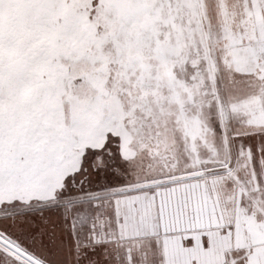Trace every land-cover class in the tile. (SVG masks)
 I'll return each mask as SVG.
<instances>
[{
  "label": "snow or ice",
  "instance_id": "6c2138e0",
  "mask_svg": "<svg viewBox=\"0 0 264 264\" xmlns=\"http://www.w3.org/2000/svg\"><path fill=\"white\" fill-rule=\"evenodd\" d=\"M0 264H264V0H0Z\"/></svg>",
  "mask_w": 264,
  "mask_h": 264
}]
</instances>
